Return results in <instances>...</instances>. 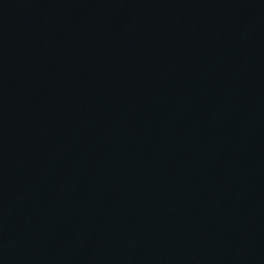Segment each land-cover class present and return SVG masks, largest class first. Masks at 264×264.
<instances>
[{
  "label": "water",
  "instance_id": "obj_1",
  "mask_svg": "<svg viewBox=\"0 0 264 264\" xmlns=\"http://www.w3.org/2000/svg\"><path fill=\"white\" fill-rule=\"evenodd\" d=\"M0 264H264V0L1 21Z\"/></svg>",
  "mask_w": 264,
  "mask_h": 264
}]
</instances>
